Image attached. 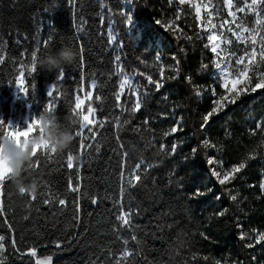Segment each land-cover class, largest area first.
Here are the masks:
<instances>
[{"label": "trees", "instance_id": "trees-1", "mask_svg": "<svg viewBox=\"0 0 264 264\" xmlns=\"http://www.w3.org/2000/svg\"><path fill=\"white\" fill-rule=\"evenodd\" d=\"M234 2L242 6L240 0ZM130 3L133 20L128 25L122 15L128 13L125 0H78L74 9L67 0H0V54L5 56V62L0 65V92L7 97L0 116L5 121L12 116L23 117L28 104L38 115L47 102L46 91L55 84L61 94L57 115L75 133L78 124L72 126L68 120L74 117L71 108L75 90H91L94 80V96L102 98L94 101L98 117L114 120L119 116L122 122L119 128L106 124L98 129L96 141H88L93 147L82 158L80 193L68 191V181L72 179L75 183L77 172L65 169L61 163L69 151L79 153L77 139L64 153L53 155L55 163L51 166L43 154H38L37 158L43 162L40 168L25 170L24 182L35 177L42 179L35 201L28 195L20 196L13 181L5 186V215L15 229L11 233L0 218V235L6 237L5 264H35V258L15 252L10 243L13 234L21 252L27 246H36L39 257L55 253L53 264H113L108 249L118 254L124 247L122 239H129L127 247L134 252L128 264H216L217 261L264 264V243L248 248L246 244L253 240L239 239L241 231L249 236L254 229L264 231V192L259 188L264 180V145H261L264 132L257 130L255 135L250 134L258 122H264V90L245 96L201 129L202 116L215 99L211 89L215 87L220 92L213 68L215 57L205 47L207 33H201L204 38L196 37L197 23L187 5L176 23L184 34L193 36L191 41L184 39L180 31L163 27L169 20H175L180 7L176 0L171 4L169 0H130ZM218 3L224 7L223 0ZM156 20L162 24L158 25ZM81 23L83 29L79 30L77 26ZM109 29L115 32L118 42L109 43ZM49 34L53 44L47 49L40 47L38 57L69 45L77 52L75 63L64 68L66 77L60 82L56 79L59 70L49 72L37 63L36 73L26 77L29 88L34 86L29 100L13 101L10 90L18 75V62L30 64V53L37 41ZM81 44L83 65L79 55ZM117 55L121 57L119 66L133 76L142 93L143 106L134 115L121 112L114 99L120 82V76L115 74ZM173 57L179 60L178 78H172L176 76ZM202 64L208 68L203 69ZM161 68L164 87L156 90L148 84L147 77L161 79ZM187 76H191V84L185 79ZM194 86L199 87L201 96L195 94ZM121 102L126 109H131L134 103L127 89ZM180 118L182 131L165 136ZM124 120L130 123L123 124ZM145 120L149 123L144 124ZM206 138L221 150L203 147ZM96 143L101 146L99 152L95 151ZM173 143L178 144L174 154ZM161 144L166 146V151L160 150ZM193 149L197 151L194 153ZM254 149L257 158L249 161L230 184L221 186L211 176L208 157L223 161L227 169ZM123 152L128 153L126 176L141 158L154 165L137 186H124V209L138 212L132 217L131 230L120 228L116 220L120 211L117 202L121 198ZM196 190L205 195L193 197ZM85 192L87 196L83 195ZM230 192L238 194L236 202L229 199ZM49 196L56 201L67 199L69 205L62 208L58 203L43 204ZM77 196L81 198V211L75 219L77 214L71 201ZM92 197L97 199L96 204L90 203ZM225 209V215H217ZM25 216L29 219L25 220ZM132 234L137 236L136 241L130 239ZM57 240L63 241L62 250L55 249Z\"/></svg>", "mask_w": 264, "mask_h": 264}, {"label": "snow or ice", "instance_id": "snow-or-ice-1", "mask_svg": "<svg viewBox=\"0 0 264 264\" xmlns=\"http://www.w3.org/2000/svg\"><path fill=\"white\" fill-rule=\"evenodd\" d=\"M173 0H169L171 4ZM180 6L177 9L175 20H169L168 23L163 24L165 29L170 31H180L183 38L191 41L193 39L192 35H187L183 33V29L179 28L176 23L181 19L183 6L187 5L190 10H193L194 19L197 23V38H204L201 33H207L205 44L206 48H210L211 53L214 54L213 68L216 79L219 81L220 92H217L216 88L211 89L212 95L215 99L212 100V106L202 116V123L200 125L201 129L207 127L213 117L220 115L222 112L226 111L229 106L236 105L245 96H250L257 93L260 90H264V0H240L242 6L237 7L234 0H223V6L227 10L226 16L228 18L220 20L219 23H214V19H219V9L212 4V0H176ZM69 7L75 8L78 0H67ZM47 11V10H45ZM125 18V22L130 25L132 22V15L127 12L122 13ZM252 15L254 20L249 26L241 18ZM102 22H103V18ZM158 25L162 24L161 20L155 21ZM51 27V26H49ZM79 30L83 29V23L79 24ZM227 33V35L225 34ZM179 38V37H178ZM109 43L118 42L117 36L113 35L111 29L108 33ZM53 44V37L51 34L47 35L46 38H42L37 41L36 48L30 53V64H25L23 62L19 63L18 75L14 79L15 87L19 90V93L23 94V97L28 98L30 91H34V86L32 89L26 83V77H31L37 71V58L40 47L45 49L49 48ZM233 44L236 45V50H232ZM81 65H83V45L79 46ZM22 55H28L24 53ZM175 60L176 76L172 78H178L179 76V60L173 57ZM115 61L118 65L116 69V75L122 77L119 82V91L114 93V99L116 101V106L120 108L121 112L129 111L131 114L139 112L143 106L142 93L140 90L134 86L133 78L126 75L124 69L119 66L121 57L117 55ZM5 62V56L0 54V65ZM203 69H207V64H202ZM159 80L153 79L152 76L147 77V82L149 85H153L156 90H160L164 87V69L160 70ZM66 77L65 69H60L57 81H63ZM189 84L192 83L191 76L185 77ZM96 88V82L93 80L90 86L91 90L85 91L84 89H77L74 93V105L71 108V113L75 117L78 115L80 123L78 124L79 130L75 132V137L78 140L79 148V160H74L71 151L66 155V160L61 162L67 170L75 169L77 172L76 182L73 183L72 179L68 181V191L70 193L78 194L81 192L83 187L82 179L83 177L79 175L80 169L82 168V158L87 149H91L93 144L88 143V141H96L98 135V129H102L106 124L112 123L115 127L119 128L122 126L121 118L117 116L114 120L108 117L99 118L97 115L98 109L94 106V101L99 102L102 98L99 95L94 96V90ZM131 93V97H134V103L131 109H126L124 103H122V96L125 94V90ZM195 94L199 97L202 95L201 90L198 86H194ZM60 92L57 90L56 85L53 84L47 91L46 97L47 102L43 104L42 110H47L57 115V110L59 108ZM18 99L21 97H17ZM31 107V104H29ZM102 111V109H101ZM40 113V112H39ZM35 114H32L30 118H26L24 121L25 126L21 127L19 124H13L12 121H5L2 116H0V136L3 137H13L18 138V141L25 140L29 135L36 131V125L39 121L36 119ZM130 123L129 120H124L123 124ZM148 120L144 121V124H148ZM182 118L177 120L176 124L170 128V130L164 133L165 136L173 135L179 131L181 128ZM264 122H258L256 124V129L251 131V135H255L257 130L264 132ZM117 139H119L117 137ZM202 145L205 148H213L218 151L221 149L217 148L209 139H204ZM261 145H264V140L261 141ZM123 149V145H120ZM178 148V144L173 143L171 145V153L174 154ZM101 146L99 143L95 144V151L99 152ZM160 150L166 151V146L164 144L160 145ZM197 149H193L195 153ZM38 154H43L45 161L48 166H51L55 161L53 160L54 151H49L46 146H38L34 151V161L29 166L30 169L38 170L43 163L38 159ZM127 152L122 153V170L120 173L121 187H120V200L117 202L120 211L116 215V220L120 225V228L131 230L133 225L132 217L133 215H138V212H134L131 208L128 210L124 209L123 196L125 192V184L128 187H135L142 181V176L146 175L148 170L154 167L150 163H146L143 158H141L125 175L124 169L127 165ZM258 156L257 151L254 149L247 153L245 159L241 160L239 163L232 164L229 168L225 169L223 167V161L217 160L215 157H208L207 164L211 167V176L215 178L219 185L224 186L230 184L232 181L236 180L238 174H240L248 166L249 161L256 159ZM143 166V171L141 172ZM12 182L8 171H0V218L4 219V223L7 224L8 229L11 233L15 232L12 228V224L8 222L5 215V186ZM259 188L264 192V180L259 183ZM193 197L204 196L205 193L200 190H196ZM37 196H30L31 201H35ZM219 198V197H218ZM229 199L233 202L238 200V194L229 193ZM58 203L62 208H66L69 205L67 199L61 198L56 201L54 198L49 196L43 200V204ZM91 204H96L97 199L92 197L90 199ZM71 205L74 212L77 214L74 218H79V212L81 211V198L76 197L75 200L71 201ZM227 209L217 213L219 216L225 215ZM25 220L29 219L28 216L24 217ZM118 231V229H114ZM205 239L208 237L201 233ZM118 239L120 237L118 236ZM130 239L132 241L137 240V236L132 234ZM240 240H253V242L247 243L246 247L253 248L255 245L264 243V231L252 230V236L241 231L239 235ZM6 237L0 235V264H5L6 260ZM10 243L15 250V252L20 256H29L35 258V264H53L55 253L46 255L43 257L38 256V248L36 246H27L24 252H21L17 245V240L13 234L10 237ZM123 249L117 254L108 249L109 255L113 258V264H128L129 258L134 255V252L129 250L127 247L129 244V239H122ZM63 241L57 240L54 242V247L57 251L62 250ZM195 259V257H193ZM207 260V257H204ZM94 264V262H93ZM216 264H220L217 261Z\"/></svg>", "mask_w": 264, "mask_h": 264}, {"label": "clouds", "instance_id": "clouds-1", "mask_svg": "<svg viewBox=\"0 0 264 264\" xmlns=\"http://www.w3.org/2000/svg\"><path fill=\"white\" fill-rule=\"evenodd\" d=\"M77 59V52L69 45H64L54 52L37 58L40 67L49 72L64 69L72 65ZM36 119V131L25 140L0 136V171H8L10 179L16 184L20 196H37L42 179L35 177L29 182H24L23 173L34 161V151L38 146H46L54 154H62L69 149L76 139L72 127H66L58 115L42 110ZM70 124L75 126L80 123L78 115L68 117ZM74 160H79V153L72 154ZM87 196L88 193H83Z\"/></svg>", "mask_w": 264, "mask_h": 264}, {"label": "rangeland", "instance_id": "rangeland-1", "mask_svg": "<svg viewBox=\"0 0 264 264\" xmlns=\"http://www.w3.org/2000/svg\"><path fill=\"white\" fill-rule=\"evenodd\" d=\"M212 4L215 5L219 9V19H214V21H213L214 23H219L220 20L228 18L226 16V11L227 10L224 7L222 8L219 5L218 0H212ZM237 7H240V6H237ZM124 8H125L126 11H128L129 15H132V7H131L130 0H125ZM241 18L244 19V22L246 24H248L249 26L252 24V22L254 20V17L252 15H248L247 17L241 16ZM228 19H230V18H228ZM132 20H133V18H132ZM111 32H112L113 35H115V32L112 29H111ZM225 34L227 35V33H225ZM232 50H234V51L236 50V45L235 44H233ZM125 74L131 76L130 74H127L126 72H125ZM131 77L133 78V76H131ZM120 79H122L121 76H120ZM133 84H134L135 87H137V85L134 82V79H133ZM50 87L51 86H49V88ZM10 95L12 96L13 101L18 99L17 98L18 96L21 97V98H19L21 101H26V98L23 97V94L19 93V90L15 87V85L11 88ZM6 100H7V97L0 92V109H2V107L4 106ZM27 106H28L27 112H26V114L23 117L12 116V117H10L9 121H12L13 124H19L21 127H24L25 126V124H24L25 119L26 118H30L31 115L34 114V110L31 107H29V104Z\"/></svg>", "mask_w": 264, "mask_h": 264}]
</instances>
